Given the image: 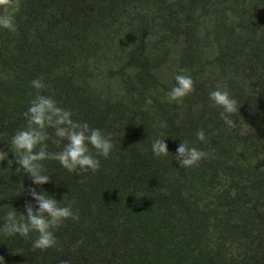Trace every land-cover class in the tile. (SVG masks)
Here are the masks:
<instances>
[{
  "label": "trees",
  "instance_id": "trees-1",
  "mask_svg": "<svg viewBox=\"0 0 264 264\" xmlns=\"http://www.w3.org/2000/svg\"><path fill=\"white\" fill-rule=\"evenodd\" d=\"M181 69L195 91L169 102ZM217 86L238 101L232 127L209 98ZM38 91L115 146L95 172L45 161L43 186L0 163V227L35 205L32 187L79 212L46 250L36 233L0 232V264H264V0H20L15 30L0 28V149L13 161ZM181 142L208 156L181 167Z\"/></svg>",
  "mask_w": 264,
  "mask_h": 264
},
{
  "label": "clouds",
  "instance_id": "clouds-1",
  "mask_svg": "<svg viewBox=\"0 0 264 264\" xmlns=\"http://www.w3.org/2000/svg\"><path fill=\"white\" fill-rule=\"evenodd\" d=\"M20 0H0V28L14 31L15 15L19 11ZM176 85L167 93L169 102H179L195 91V81L186 70L181 69L175 75ZM32 86L41 90L46 87L43 78L31 81ZM210 100L223 111L221 119L229 126H233L231 116L238 110V101L233 98L226 88H217L209 93ZM27 120V127L19 129L11 137L10 150L15 154V160L8 159V152L0 149V163L7 160L9 169L13 163L19 165L16 172L21 169L26 173L33 184L43 186L50 182V175L46 174L45 161H58L68 171L95 172L101 167L99 157L109 158L114 144L111 135H105L100 129L92 128L87 122L75 121L71 110L58 105L52 96L39 94L30 102L27 111L23 114ZM48 129H52L50 134ZM197 139L205 141L206 135L203 129L197 132ZM59 145L64 142L60 151H49L48 143ZM166 139H155L152 143V151L155 156H167L169 148ZM91 146V147H90ZM95 149V155L92 149ZM176 161L181 167L197 166L208 153L196 147H190L186 142H181L176 150ZM27 193L35 200V205L26 202L24 205L26 214L17 218L15 211H10L4 218L0 232L5 235L19 234L28 238L36 233L33 241V249L46 250L57 245L55 229L67 219H78L79 212L74 211L71 205L64 206L47 191L38 192L35 187L27 189ZM38 205V208L36 207ZM84 243L80 239L73 245L72 251H76L79 245ZM3 257L0 256V261ZM62 264H70L65 260Z\"/></svg>",
  "mask_w": 264,
  "mask_h": 264
},
{
  "label": "rangeland",
  "instance_id": "rangeland-1",
  "mask_svg": "<svg viewBox=\"0 0 264 264\" xmlns=\"http://www.w3.org/2000/svg\"><path fill=\"white\" fill-rule=\"evenodd\" d=\"M162 69L163 70L161 72H163L164 74L169 73L170 72V69H171V65L168 66V67L165 65L164 67H162Z\"/></svg>",
  "mask_w": 264,
  "mask_h": 264
}]
</instances>
